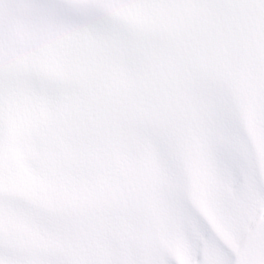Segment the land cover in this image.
I'll use <instances>...</instances> for the list:
<instances>
[{
  "label": "snow or ice",
  "instance_id": "snow-or-ice-1",
  "mask_svg": "<svg viewBox=\"0 0 264 264\" xmlns=\"http://www.w3.org/2000/svg\"><path fill=\"white\" fill-rule=\"evenodd\" d=\"M0 264H264V0H0Z\"/></svg>",
  "mask_w": 264,
  "mask_h": 264
}]
</instances>
